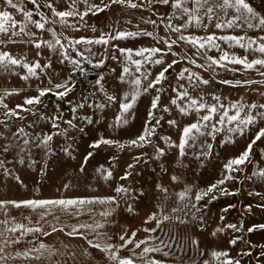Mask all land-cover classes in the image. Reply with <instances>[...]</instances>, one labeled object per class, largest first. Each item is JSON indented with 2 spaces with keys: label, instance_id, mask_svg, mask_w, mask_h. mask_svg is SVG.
<instances>
[{
  "label": "snow or ice",
  "instance_id": "obj_1",
  "mask_svg": "<svg viewBox=\"0 0 264 264\" xmlns=\"http://www.w3.org/2000/svg\"><path fill=\"white\" fill-rule=\"evenodd\" d=\"M30 2L39 8L37 0H30ZM68 7L66 10L58 11L52 3H47L46 6L51 9L52 16L58 17L61 25L73 28L75 31L80 29L74 25L68 24V17H79V21H83L86 16L89 14L97 15L100 12H103L105 9L112 7L113 5H120L122 7L136 9L142 8L145 4L151 6L154 2L164 5H170L174 10H177L180 13V16L177 18L187 17V20L184 21L181 25H173L171 17H169V23L165 27V31L171 29L172 32L181 33V29H187L189 26L207 27L203 23V20L206 18L209 22L216 20L215 27L217 29L224 28H247L249 30H259L264 32V14L258 12L249 2V0H190L191 7H189V0H139V2H134V0H108L107 3L104 0H100V4L89 3V0H67ZM22 0H3L4 10L0 11V33L7 35L11 32V35L8 38L9 43H24L25 41L13 40L12 37L20 36L21 34L31 37L34 34L26 31L27 25L32 24L35 28L40 30H45V25L49 22L46 18L41 17L40 20H34L32 18V12L25 10L21 7ZM83 4L84 10L79 11L78 5ZM12 9L16 12H22L25 23H22L19 27V30L16 31L17 21L13 19L12 14L8 11ZM202 13V14H201ZM219 13H223V16H220ZM231 13V14H230ZM175 15V13H174ZM226 18V19H225ZM43 21V22H41ZM55 23V21H52ZM145 23L155 24V21L145 20ZM47 31L52 35L53 41H42L34 42V46L39 49L42 44L46 45L49 50L56 51L57 46H59V55L62 57L60 63L63 64L67 61L69 64H72L74 67L78 68L80 61L76 57H83L87 62L92 63L91 57L99 56L100 53L93 51L92 45H100L105 48V55L108 54L109 49H114L110 58L117 60L122 58V68L121 72L117 77L118 82L121 85H128V90L123 91L121 95L108 94L105 92V99L108 104H119V111L115 117V120L112 125L109 127L119 128L128 123V116L131 114V110L135 107L136 101L144 94H148L150 90H154L157 94L151 97V104L148 109L147 119L143 125L142 130L135 138L128 139L125 141L107 139L101 136L99 139L94 140L89 147L92 149H97L102 145L106 146H115L118 150L123 151L125 148L131 149H142L148 145H152V137L157 134V129L161 126V122L164 120L163 116H157L156 111H162L167 113L170 111L169 106L165 105L161 108L160 93L163 91L162 82L166 79V73L173 68L174 65L178 64L180 61L173 59L170 63L165 62L164 57L167 54H171L173 57H177L180 54L173 51V45H177V41H183L186 44L191 45L193 48L197 49L199 54L203 50V57L205 59V64H197L194 59L191 58L187 53L181 56V59H187L189 63L195 65L197 68H213V66L227 67L228 64L232 65H241L243 70H251L256 68L257 65L260 68H264V35L258 36L253 39L252 37L247 36H235V35H221L217 37L215 34L208 35L206 37H198L193 35L185 36L180 34L176 39H165L164 37H157L152 32L148 31H136V32H125L117 30L115 34L111 33H101L98 37L95 38H86L80 37L79 39L66 38L68 43L67 46L56 37V33L48 28ZM92 31L95 32L96 28L93 26ZM138 36L152 37L157 43H163L165 48L160 47H141L138 49L119 47L111 45V41H118L128 38H136ZM224 41L229 45V47H240L246 52L251 50L252 52L259 53L260 56L252 59H249L235 54H230L229 52L223 50L217 41ZM29 42H32L31 40ZM4 43V41H0ZM83 45L84 51H80L77 46ZM68 48L71 49V52L75 53L73 57L69 52ZM215 48L220 54L218 57H212L207 55V52ZM165 49L167 51H165ZM87 53V55H85ZM118 53L119 56L116 54ZM39 54V53H38ZM157 54H160L159 56ZM134 57H140L136 59ZM161 65L162 68L159 72L153 74L147 68L146 64ZM104 64V58L98 59L94 66L100 67ZM166 64V66H165ZM22 67L26 71V75H22L21 79L27 80L31 77L39 78L37 69L40 72H43L46 68H51V62L41 65L38 61L34 63L25 62L23 59H16L12 57L8 52H0V69L5 71L10 70L11 67ZM214 70V68H213ZM232 71H237V69H230ZM258 74L264 77V71H260L259 68H256ZM134 73H139L135 75ZM185 73H188L187 79L195 85L197 82L199 84L207 85L209 80L204 79L199 73L191 72L188 68L182 69L177 73L178 80H184ZM101 77L96 81L97 85L100 86L101 91H103V85L101 84ZM219 83L230 85L232 87H243L245 85H252L256 83L264 84V81H254V80H221ZM49 85L43 88H37V95L31 97H25L23 104H17L15 109H9L7 104H2V99L0 98V104L6 109L4 113L5 117L12 116L18 119H23L24 117L20 115V112H31L33 106L39 105L42 103L43 97L48 94H51L58 99H63L68 95L69 92L73 90L74 84L71 83V76L68 79L61 82L53 83L49 79ZM160 85V87H157ZM183 88V85H180ZM173 92H176L175 97L169 98V104L175 106L177 112L181 116H188L191 112H195L198 115V119L195 122L185 124L180 129L179 143L173 144L170 137L161 135L159 139L164 140L169 146L178 148L179 156L184 157L186 155V149L194 147L198 137L202 136H212L215 139V134L221 132L223 129L217 127V125H230L227 127V133L231 135H226L221 141V146L234 143L235 136L239 135L243 137L247 131L250 130V126H253L257 123L258 120H264V104L251 103L245 105L241 101H236L230 103L227 107L221 103V97L212 95V99L216 102L215 104H209L204 100V97L201 95L199 99L189 95L188 91H177L176 88L172 89ZM13 94H18L17 90L13 89L11 91H5V96H10ZM261 96H264V92L260 93ZM83 106V105H81ZM106 105L99 104L96 107L103 109ZM245 109L247 111L245 112ZM260 109L262 111H256L253 115V110ZM75 109H73L74 111ZM229 110H234V114H229ZM203 111V115H200ZM219 115V119L213 122L214 115ZM60 114L53 115L50 120L53 128H58L59 125L56 123L60 119ZM155 121V123H153ZM2 123V121H0ZM71 124V121H68ZM89 123H92L89 120ZM167 123L170 127H178V122L175 119L167 120ZM83 131V129H81ZM24 134V129L20 128L17 133H14V136H21ZM53 134H45L42 139L38 142V147H43L44 149L50 151L49 142L52 141ZM264 137V127L260 128L258 132L255 133L254 137L248 143L247 147L242 151L239 156L229 159L228 162L224 165L226 174L223 175L220 179L216 180L215 183L208 185L206 188L199 189L196 191L194 196V201L190 204H185L183 208L176 207L172 208V213L183 212L184 216H191V220L197 221L203 220L202 216H198L197 213L201 211L198 207L199 203L207 198L208 203H211L213 200L217 199L216 192L218 191L220 195H235L236 193L228 191L227 188L222 187L226 181L236 180L237 178L231 173L241 171V165H244L250 160V153L252 152L253 146L258 140ZM29 140L24 139L23 145L27 146ZM19 147V146H18ZM205 148V151L201 155H208L212 150V144L202 145ZM2 150L4 152L9 151V146L4 145ZM25 148L20 147V152H24ZM66 151V150H65ZM155 158H159L164 155V150L160 147L154 148ZM93 155V152L89 151L84 157V162L87 163L88 159ZM199 158V157H197ZM115 159V157L113 158ZM136 162L141 160L140 156L134 157ZM20 163H23V159L20 160ZM4 161L0 160V167H3ZM134 164H128L127 169H134ZM84 165H81V170L83 171ZM125 170L124 175L120 177V180L126 181L129 176L132 175L131 171ZM101 173L103 179L109 180L112 178V172L108 169H105L103 166L97 169ZM5 175H11L8 169H4ZM261 177H264V170H260L258 173ZM14 179L20 181L18 176H15ZM172 181H178L179 177L173 175L171 177ZM68 188V185L64 186ZM160 192L167 193V189L161 185L157 184L155 186ZM114 191L117 193V196H104V197H82V198H70V199H27V200H0V208H5L6 205L11 204L16 208H29L32 211L41 210L39 212V221H37V226H26L24 224L15 223L11 227H8L7 220H0V224L5 225L4 231L0 232V262L7 264L9 259H16L18 257H24L28 259H37L39 260L45 251L49 253V256H55L57 253L54 250L49 249V246L43 242L35 243L32 248H28L23 252L17 251L13 255H9L5 252L6 247L11 246L12 244H19L20 240L29 234H40L43 236H50L55 232H65V228H70L69 231L65 232L67 236L70 237H80L84 239L87 244L92 247L99 249L101 252L105 253L109 260L113 261L114 264H135L133 257L143 261V264H163V261L157 260L155 258L148 257L149 253H160L162 248L167 247L171 248L170 243L166 244L164 240H160L158 237L153 238L147 236L144 239L136 240L134 239L137 235L135 231L129 236L127 234V229L124 228L123 234L119 235V240L122 242L118 245H112L108 243H100L101 237L106 235L101 233L98 229L103 228L105 225L99 221H93V223H77L73 225H65L64 227L57 228L54 225H49L51 231H45L43 226L40 225V221H46V217L53 216V218L59 222V217L55 216V210L59 209L65 214L79 217L86 212L91 214L92 209L90 205L100 204V205H115L117 208L120 206L121 200L127 201L130 198L131 190L124 185L117 184ZM192 189L189 186H185L184 190L178 193L179 200H184L186 195L191 192ZM144 195V193H141ZM257 195H259L257 193ZM119 197V199H117ZM167 195L164 196V199L167 200ZM160 209V215L156 212H153L147 216L144 223L155 222V227L153 228H143L142 230L145 233H154L157 229L160 228L161 224L165 221L173 220V216L168 214H163V204L157 205ZM229 208L233 207L232 205L228 206ZM250 208V206H249ZM187 209V211H185ZM195 211H192V210ZM126 210L128 212H133L134 209L131 205H126ZM115 208H106L104 211L100 212V216L104 218L110 217ZM225 212L228 211V208L224 209ZM175 222L180 225H187L188 220L181 218L180 216H175ZM221 220L224 219L223 216L220 217ZM225 228L232 229L233 232H237L240 229L236 224H226L222 227H218L214 232L211 233L212 236H217L218 233L224 232ZM256 229H264V224L253 225L247 229L248 232H252ZM19 232L20 236L12 238L15 233ZM8 233L9 235H5ZM90 233H95L96 239H89L88 236ZM111 239V237H109ZM153 239L158 240V243H152ZM239 237H233L228 240V244L236 245ZM30 243H33L30 241ZM191 244L199 251L200 256L205 255V249H200V241L198 239H191ZM132 245L133 247L129 248L128 246ZM143 246V247H142ZM67 247V245H65ZM259 247L264 250V245H259ZM121 249H126L131 253L130 256H120L119 252ZM136 249H141L139 253L136 252ZM35 254V255H34ZM87 249L85 250V255H87ZM162 254L165 257L172 255L169 251H163ZM208 255L211 259L203 260L202 264H241V259L244 256H251V252H240L237 253L241 259H236L232 257L227 250H216L212 249ZM261 256H264V251H261ZM56 264H59L57 261Z\"/></svg>",
  "mask_w": 264,
  "mask_h": 264
}]
</instances>
